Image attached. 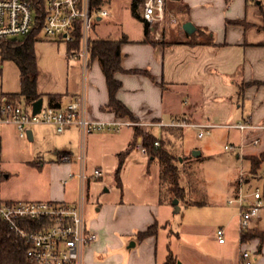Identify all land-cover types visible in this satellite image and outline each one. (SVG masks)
Instances as JSON below:
<instances>
[{"label": "crops", "instance_id": "1", "mask_svg": "<svg viewBox=\"0 0 264 264\" xmlns=\"http://www.w3.org/2000/svg\"><path fill=\"white\" fill-rule=\"evenodd\" d=\"M104 17L94 24L95 30ZM175 20H178L176 24ZM187 21L196 26L193 33L184 29ZM138 22L140 27L135 33L117 25L112 32L91 37L119 39L127 34L129 40L121 44L124 71L116 74L122 82L116 96L134 116L118 115L107 108L110 91L98 57H91L89 53L85 67L81 57L68 51V42L41 35L34 48L36 82L43 105L65 107L84 96L87 115L92 119L113 121L120 118L135 120L133 117H136L137 121L143 122L209 123L215 125L212 128L229 129L227 135L232 128L223 126L225 124L245 119L264 124V45H261L264 42V0H166L161 35H155L154 27L150 41H143V26ZM241 83H248L242 93L239 91ZM34 125L29 128L32 139L28 138L40 146L38 152L52 150L56 155L55 162H51L48 199L70 203L82 200L86 225L97 234V238L83 248V264H164L169 249L177 257L176 264L179 259L182 264H264V244L258 252V239L242 243L240 232L238 235L229 233V227H224V242H219L216 237L214 243L198 246L196 240L181 239L179 231L170 223L175 206L159 201V180L148 195L141 191L135 197L107 200L99 207L95 204L87 207L91 178L86 174V168L91 141L119 139L118 133L123 127H130L132 132L120 140L121 146L112 152L118 154L134 138V126L124 125L119 131L108 130L112 133L107 134L84 135L77 124L68 125L62 132H58L53 123ZM165 125H151L144 130L151 129L160 135ZM3 130L4 127L0 129L1 140L7 138ZM237 131L239 142L226 144L240 143L241 131ZM256 136L264 142V130L248 132L250 139ZM106 144L107 141L105 148ZM107 145L111 149L115 147L114 142ZM259 145L248 146L245 155L257 151ZM61 154L70 155V160H60ZM239 157L236 154V158ZM45 161L41 158L30 162L43 169ZM96 161L95 169L102 170L101 163L105 161L102 158ZM77 170H84V180ZM70 172L74 173L71 177ZM261 220L262 217L254 219L252 227L264 229L259 226ZM155 221L165 226L157 234L138 239L137 233ZM227 223L231 224L229 220ZM235 225L239 231L238 213ZM242 250L249 252L247 258L242 256Z\"/></svg>", "mask_w": 264, "mask_h": 264}, {"label": "rangeland", "instance_id": "2", "mask_svg": "<svg viewBox=\"0 0 264 264\" xmlns=\"http://www.w3.org/2000/svg\"><path fill=\"white\" fill-rule=\"evenodd\" d=\"M131 1L108 0L105 7L109 10L110 15L103 18L96 30L93 25L90 36H103L109 31L116 30L117 25L135 33L140 25L131 13ZM173 22L176 24L178 20ZM20 90L21 78L18 65L12 59H3L0 54V104L4 92H18ZM20 103L25 106L24 101ZM26 107L30 108V105ZM3 127L7 138L0 139V200L48 199L46 194L52 180L51 162H55V153L52 150L51 152L43 150L39 153L40 146L28 137H20L16 126L0 124V129ZM228 130L226 128H212L210 133H205L200 137L198 136L199 128L188 126L185 128L183 139L177 145L178 152L185 156L184 165L187 171L183 173V182L188 184L190 180L195 181V184L206 193L209 203L204 205L181 203L180 210L173 209L170 223L174 230L179 231L181 239L196 240L198 246L203 243H214L217 237L216 230L222 225L225 228L229 227V233L239 234L235 225L239 207L237 203H229V200L235 198V188L238 185L241 171L249 173L250 164L247 159L241 156L236 158L237 151H227L224 148L226 143L239 142L240 140L237 129H230V135L226 133ZM131 132L132 128L123 127L122 131L118 133L119 139L114 137L104 141L103 139L91 141L86 168V174L91 178L88 208L92 207L93 204L95 207H99L107 200L135 197L141 191L144 195H148L152 193L154 185L158 184L160 173L158 162L149 163L148 157L142 156L139 151L133 148L127 155L119 173L121 178L119 185L116 173L119 157L118 154H112V152L121 146L120 140L127 137V134ZM91 133L95 135L112 132L98 130ZM156 134L158 133L156 132ZM106 141L107 144L114 142L115 147L111 149L106 144L105 148ZM129 146L128 141L126 147L122 148L125 150ZM263 147L264 142L256 148L257 151L249 154H257ZM194 149H200L202 154L194 156L192 154ZM41 158L46 160L43 169L35 162H30ZM97 158H102L105 161V163H101L103 176L100 178L92 176L98 164ZM76 172L80 173V170ZM191 172L194 173V176L189 175ZM246 177L249 180L243 182V192L250 193L258 187L264 198V162L258 173L245 175ZM195 194L201 197L203 193L195 191L188 196ZM261 217L259 226L264 227V208ZM227 220L231 224L227 223Z\"/></svg>", "mask_w": 264, "mask_h": 264}, {"label": "built area", "instance_id": "3", "mask_svg": "<svg viewBox=\"0 0 264 264\" xmlns=\"http://www.w3.org/2000/svg\"><path fill=\"white\" fill-rule=\"evenodd\" d=\"M141 15L155 27V35L160 37V27L166 17V0H140ZM46 15L42 35L66 42L75 41L78 35L81 38V48L75 54L81 57L85 67L89 62L90 30L109 11L104 6L92 10L90 0H46ZM34 11L29 0H0V40L21 37L29 34L34 27ZM0 122L12 123L16 126L18 135L28 137V130L35 123H53L58 132L71 124L80 126L84 135L98 130L119 131L122 126H142L147 129L151 125L195 126L199 128L198 136L210 133L215 126L209 123L190 124L183 120L171 123L143 122L137 120L115 119L104 121L88 117L84 96L70 102L65 107L55 105L42 106L39 112L34 113L32 107L27 108L20 102H14L4 96L0 104ZM229 128L241 131V141L238 144H226L228 150H235L241 157H245L248 146H257L262 139L259 136L249 138L248 132L262 129L264 124L254 123L245 119L234 124H225ZM159 142L156 141V145ZM135 149L143 156H148L143 136L140 135ZM84 159V156H82ZM60 160H70V155L61 154ZM74 173L70 172L69 176ZM79 177L84 180L86 174L82 170ZM245 175H255L241 171L238 179L237 193L229 203H237L238 229L244 232L252 226V221L261 217L264 208V198L261 191L256 190L244 193L243 182L248 181ZM95 178L102 176V170L96 168L92 175ZM0 218L3 219L27 244V256L36 264H83L82 251L85 245L97 238V234L89 230L86 225L83 201L70 203L53 199L46 200H0ZM37 224V227H34ZM219 242L225 241V228L216 230ZM242 256L247 258L249 252L242 250Z\"/></svg>", "mask_w": 264, "mask_h": 264}, {"label": "trees", "instance_id": "4", "mask_svg": "<svg viewBox=\"0 0 264 264\" xmlns=\"http://www.w3.org/2000/svg\"><path fill=\"white\" fill-rule=\"evenodd\" d=\"M34 11V27L32 31L21 37L0 40V54L3 59H12L16 62L20 70L21 90L18 92H4L3 96L8 97L14 102H25L26 106H32V103L41 97L38 92L36 82L37 61L34 48L35 41L42 35L43 24L45 21L46 0H29ZM106 0H90L92 10L102 8ZM140 0H132L130 4L132 15L142 23L144 38L143 41H150L153 34L154 25L143 18L139 11ZM127 34H123L119 39L110 38H91L89 41V53L91 57H98L107 78L110 91V103L107 108L114 110L118 115L133 113L128 107L117 98L116 93L122 86L121 80L116 77L120 71H124L121 64V44L128 41ZM264 45V42L261 43ZM81 48V38L78 35L75 41L68 43V51L71 54L79 53ZM139 70H131L138 72ZM248 83H241L240 93L243 92ZM54 100V97H51ZM136 119V117H133ZM143 135V141L148 150L149 163L157 161L160 166L159 173V201L161 204L173 205V199L178 198L180 203L185 205H204L209 203V199L200 189L195 181L187 184L183 182V173L186 172L185 156L178 152L177 145L184 137V126L165 125L162 134L158 135L155 131L144 130L142 126H134V138L130 146L118 153L119 165L117 167V180L121 184L119 173L124 161L130 151L135 148L136 140L139 135ZM156 141L159 142L156 145ZM246 159L250 164V172L258 173L259 168L264 162V148L257 154H247ZM190 173L189 175H193ZM194 176V175H193ZM203 193L201 197L195 195L188 196L191 192ZM174 206V205H173ZM158 221L149 225L146 229L137 233L138 239L143 240L147 236L157 234L160 228ZM37 227V224H34ZM252 239L259 240L258 252L262 250L264 244V229L250 227L240 233V241L248 242ZM27 244L25 241L9 227V225L0 218V264H36L27 256ZM177 257L169 249L164 264H176Z\"/></svg>", "mask_w": 264, "mask_h": 264}, {"label": "water", "instance_id": "5", "mask_svg": "<svg viewBox=\"0 0 264 264\" xmlns=\"http://www.w3.org/2000/svg\"><path fill=\"white\" fill-rule=\"evenodd\" d=\"M183 27L188 33H193L196 30V26L191 21L185 22ZM42 106H43V98L40 97L39 99L35 100L32 103L33 112L34 113L39 112L41 110ZM28 137L30 139H32V130L31 129L28 130ZM201 153H202V151L200 149H194L192 152V154L194 156H199ZM173 205L175 206L176 210H180L181 205H180V200L178 198L173 199ZM133 244H134V242H133ZM177 264H182V263L179 260Z\"/></svg>", "mask_w": 264, "mask_h": 264}]
</instances>
